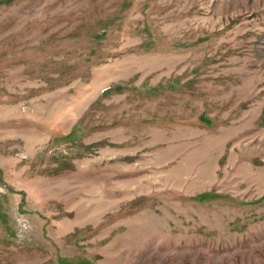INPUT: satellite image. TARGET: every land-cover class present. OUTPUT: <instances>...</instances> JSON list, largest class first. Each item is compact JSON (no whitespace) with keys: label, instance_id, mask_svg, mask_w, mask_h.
<instances>
[{"label":"rangeland","instance_id":"374dc122","mask_svg":"<svg viewBox=\"0 0 264 264\" xmlns=\"http://www.w3.org/2000/svg\"><path fill=\"white\" fill-rule=\"evenodd\" d=\"M0 264H264V0H0Z\"/></svg>","mask_w":264,"mask_h":264}]
</instances>
